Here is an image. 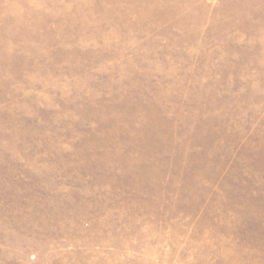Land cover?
Returning <instances> with one entry per match:
<instances>
[{
	"label": "rangeland",
	"instance_id": "obj_1",
	"mask_svg": "<svg viewBox=\"0 0 264 264\" xmlns=\"http://www.w3.org/2000/svg\"><path fill=\"white\" fill-rule=\"evenodd\" d=\"M0 264H264V0H0Z\"/></svg>",
	"mask_w": 264,
	"mask_h": 264
}]
</instances>
